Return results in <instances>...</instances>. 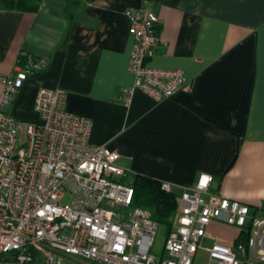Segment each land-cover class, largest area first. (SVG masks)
<instances>
[{"label":"crops","instance_id":"crops-1","mask_svg":"<svg viewBox=\"0 0 264 264\" xmlns=\"http://www.w3.org/2000/svg\"><path fill=\"white\" fill-rule=\"evenodd\" d=\"M143 6L159 17V42L144 62L181 69L192 90L158 102L135 90L125 104L134 83L125 10ZM22 52L46 67L25 81L8 113L37 123L38 89H62L66 110L91 119L89 141L116 150L129 176L169 183L178 203L208 173L211 194L264 218V0H41L36 11L0 5V75L14 70ZM3 89L0 81V95ZM242 237L211 221L193 264H216L207 248Z\"/></svg>","mask_w":264,"mask_h":264},{"label":"built area","instance_id":"built-area-1","mask_svg":"<svg viewBox=\"0 0 264 264\" xmlns=\"http://www.w3.org/2000/svg\"><path fill=\"white\" fill-rule=\"evenodd\" d=\"M133 45L128 70L134 83L124 90L129 104L135 90L155 101L192 90L178 68L147 65L159 42L158 15L147 7L127 8ZM46 61L29 56L0 75V264H193L207 225L220 221L243 232L233 245L207 248L216 264H264V218L247 204L211 194L213 176L200 173L184 188L177 214L166 232L163 254L151 252L159 223L134 203L129 171L120 154L106 144H92V121L65 108L62 89H38V122H24L5 110L27 77ZM162 188L171 191L169 183Z\"/></svg>","mask_w":264,"mask_h":264},{"label":"trees","instance_id":"trees-1","mask_svg":"<svg viewBox=\"0 0 264 264\" xmlns=\"http://www.w3.org/2000/svg\"><path fill=\"white\" fill-rule=\"evenodd\" d=\"M40 1L41 0H0V5L6 9L36 11L38 9V2ZM29 56L31 55L25 52L20 53L17 64H24ZM32 74H30L27 79ZM131 183L134 187V203L148 209L152 218L159 224L164 225L167 232L177 214V201L174 193L164 190L162 188L163 182L160 180L144 175L133 176ZM241 233L243 235L242 239L246 240L249 229Z\"/></svg>","mask_w":264,"mask_h":264},{"label":"rangeland","instance_id":"rangeland-1","mask_svg":"<svg viewBox=\"0 0 264 264\" xmlns=\"http://www.w3.org/2000/svg\"><path fill=\"white\" fill-rule=\"evenodd\" d=\"M132 178L133 177L131 175L128 176V181L131 182ZM165 237H166V227L162 224H159L155 241L151 249V252L155 254L157 257H159L162 253Z\"/></svg>","mask_w":264,"mask_h":264}]
</instances>
